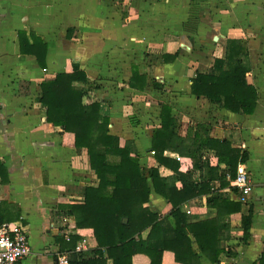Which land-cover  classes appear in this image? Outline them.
Wrapping results in <instances>:
<instances>
[{"label":"crops","instance_id":"1","mask_svg":"<svg viewBox=\"0 0 264 264\" xmlns=\"http://www.w3.org/2000/svg\"><path fill=\"white\" fill-rule=\"evenodd\" d=\"M19 32L26 47L31 36L46 45L44 67L21 52ZM227 40H238L248 50L245 79L257 93L251 115L191 94L196 75L225 58ZM172 55L175 59L166 58ZM73 64L97 87L85 103L101 104L109 134L121 146L132 142L143 168L155 165L149 149L162 104L177 118L181 137L192 138L199 125H206L210 138L226 139L248 154L237 167L252 186L247 202L237 200L233 182L236 190L223 191L241 211L225 219L229 230L218 264H264V0H0V162L7 171V183L0 184V217L27 230L30 253L19 264H57L58 255L69 254L60 252L68 242L60 224L66 219L74 235V221L59 207L82 203L83 189L97 184L86 152L75 148L72 134L46 122L37 102L40 84ZM133 72L144 77L143 89L129 87ZM207 156L217 165L213 153ZM178 160L180 172L192 169L189 158ZM159 173L172 175L164 167ZM149 207L162 215L170 209L153 191ZM181 211L192 221L215 216L205 198L184 203ZM248 212L244 239L241 216ZM83 238L89 254L95 240ZM200 262L211 264L204 256ZM132 263L149 264V259L135 255ZM161 264L179 263L164 251Z\"/></svg>","mask_w":264,"mask_h":264},{"label":"trees","instance_id":"2","mask_svg":"<svg viewBox=\"0 0 264 264\" xmlns=\"http://www.w3.org/2000/svg\"><path fill=\"white\" fill-rule=\"evenodd\" d=\"M18 36L21 52L33 55L44 67L46 45L31 36L32 44L26 47L25 34L19 32ZM175 57L166 56L168 60ZM248 72L246 46L238 40H227L225 58L216 59L210 70L196 75L191 94L232 113L251 115L257 93L246 82ZM143 86L144 77L133 72L129 87ZM154 86L159 89V85ZM96 89L85 72L73 64L71 70L44 80L37 99L44 108L46 122L72 134L75 148L86 152L97 181L83 189L82 203L59 207L62 216L74 221L75 233L60 249L68 250V264H133L135 255L146 256L149 264H161L164 251L172 252L179 264H201V256L218 264L223 252L221 241L229 230L225 219L241 211L240 203L231 201L223 191L236 190L231 184L237 177V167L247 161L248 154L233 148L226 139L210 138L206 125H199L192 138L181 137L177 118L168 105L162 104L160 125L153 131L149 149L155 165L145 169L139 164L132 142L121 146L119 139L109 134V117L101 104L85 103ZM208 152L213 153L217 165H210ZM180 157L191 160L190 171H179ZM161 167L172 175L162 177ZM6 183L7 171L0 162V184ZM176 183H180L179 189ZM152 191L170 206L166 214L149 207ZM202 198L215 216L192 221L181 206ZM250 223V212L241 216L244 239ZM84 236L94 238L96 247L89 254L75 253L76 243Z\"/></svg>","mask_w":264,"mask_h":264},{"label":"built area","instance_id":"3","mask_svg":"<svg viewBox=\"0 0 264 264\" xmlns=\"http://www.w3.org/2000/svg\"><path fill=\"white\" fill-rule=\"evenodd\" d=\"M233 185L238 189L237 200L245 204L252 186L245 172L238 171ZM189 213V212H187ZM60 232L66 241L72 236V231L63 219L60 224ZM87 250L86 239L81 238L75 245V253H85ZM30 253V245L26 228L20 223L3 222L0 218V264H19ZM57 264H68V255L57 256Z\"/></svg>","mask_w":264,"mask_h":264},{"label":"rangeland","instance_id":"4","mask_svg":"<svg viewBox=\"0 0 264 264\" xmlns=\"http://www.w3.org/2000/svg\"><path fill=\"white\" fill-rule=\"evenodd\" d=\"M140 117H143V116H140ZM136 118V117H135ZM138 120V119H137Z\"/></svg>","mask_w":264,"mask_h":264}]
</instances>
